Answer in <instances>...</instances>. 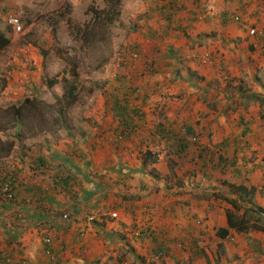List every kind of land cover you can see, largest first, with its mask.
Segmentation results:
<instances>
[{"label":"rangeland","instance_id":"rangeland-1","mask_svg":"<svg viewBox=\"0 0 264 264\" xmlns=\"http://www.w3.org/2000/svg\"><path fill=\"white\" fill-rule=\"evenodd\" d=\"M137 1L140 3L141 0H0V32L5 33L10 38L9 45L0 54V78L4 77L6 80V85L0 91V167L9 165V174H5L10 177H16V184H19L21 179L29 178L30 176L27 173L29 174L32 171L31 167L27 165L28 169L26 171L18 166L21 162L23 163V160L19 161V153L22 151L21 146L26 149L27 154L30 152L36 155L41 150L39 147L47 141L58 144L59 146L57 147H61L60 149H63L65 144L69 148L64 153L71 156L74 154V148L79 145V141L74 145V140L72 139V137L78 139L77 133L73 132L76 116L92 119L96 122V124H93V122L88 125L87 131L91 130L90 136L100 131L98 127L100 116L107 117L111 115L110 112H107L109 109L105 104L107 91L105 82H109L112 79V70L122 56H130V52L133 51L138 55V58L133 63L124 68L125 70L123 71L126 74L135 69L140 73L138 78L141 77L143 79V72L149 71L146 70L149 69L147 66H150L149 59L147 58L150 49L148 44L149 36L147 42L146 39L142 42L131 40L133 33H138L143 38V35L148 33V29H151L148 28V25L141 24L142 22L139 24L134 22L135 18L133 19L132 17L133 10L131 9L132 4H137ZM162 1L164 0H146V2L150 3L151 7L154 4L160 5ZM208 1H211V3ZM260 1L263 2V5L260 6L262 9L258 10L264 12V0ZM185 2H187V8L185 7L184 10L188 14H191L193 9L194 12L197 11L201 15L200 17H202V14L206 12L210 13L211 10L213 11L215 5L218 6L217 3L221 2V0H185ZM234 3L237 5L236 2ZM235 5L228 7L231 15L229 24L233 28H236V25H238L233 17L239 15L233 10L235 9L233 8ZM155 7L157 6L155 5ZM12 14L19 16L24 23V34H15L10 30L6 18ZM181 14H184V12L181 11ZM157 17L156 19V14L153 15V18L150 20L151 24L155 25V23L160 21L159 18L161 17L159 15ZM166 22V20H163L161 23L163 25ZM150 27H153V25ZM25 46L31 47L34 55L39 57L38 59L35 56L33 57L31 51L32 65L34 64L33 71L31 72L27 68H20V65L16 67H19V70L27 71L10 74L9 67L11 63L15 62L14 64L16 65L21 54V49ZM260 49L263 54L264 46L260 47ZM209 53H201L200 59H202V63L210 61ZM154 72L151 70L150 73H147L149 81L153 79L151 77L154 75L152 74ZM187 72L197 78L195 81L200 85L199 90L204 89L197 98V103L201 102L202 105L197 107V118L195 120L197 122L196 133L188 135L186 128L189 124L188 122H181L178 125L172 126L168 124V120H170L168 109L170 106H166L167 101L164 93H160L158 98L152 101L149 110L154 118L152 117L151 120L147 119L146 121V127L149 135H151L149 142L152 145L150 147H154L155 149H152L153 153L155 155L159 154L162 161L166 163L165 169L167 172L161 173L162 176H160V180L156 181L157 184H153L146 191L140 192L131 183L128 186L124 185L125 181L124 183L121 182V190L118 193L116 188L112 189L113 193L106 199L105 207L100 206L99 208V211H101L99 214L103 216L102 219L100 217L97 219V221L99 220L97 222L99 223L98 226H94L91 219H93V216L97 218L99 214L95 212L85 213L82 218L86 217L88 223L86 224V235L81 240L88 244L89 248L72 251V254L74 253L77 257L86 260L85 264H130V262L136 264V260L141 257L142 253L139 254L131 250L132 247L136 248L138 246L137 248H139L141 245L137 241L132 240L128 235L129 233L126 232L129 222H131V217H133L131 210L127 209V213L124 214L122 210L119 211V207H113L116 203H119L120 206L128 207L129 202L133 201L134 212L147 213V210H144L147 207L145 205L146 202L156 205V209L161 210V204L165 203L164 200L170 202L178 201L185 204V211L191 213L189 214V222L195 224L193 232L196 234L194 237H197L199 244L201 243L203 247H206V251L201 253L199 250H196V246L191 248L188 241L181 242L183 243L184 250H181L182 256L180 260L183 263L264 264L263 231L257 230L260 233L248 231L244 235L233 234L228 236L225 242H221L216 231L221 223H225V219L218 218V212L215 213L212 229L206 224L205 216V219L203 217L195 219V217L191 216L194 215L191 212L192 208L196 211L200 210L202 215L204 212L206 213V199H214L207 212L212 210L211 207H220L224 211L226 205L221 204L223 202L221 200L223 199L222 197L228 196V198H232L236 196L235 193L237 192L235 190L234 196H231L227 192L228 185L223 186L222 183L212 188L204 186L205 184L201 182L200 178L202 175L197 170L198 167L193 168L195 164L192 163L189 151L187 149L177 151V148H175L177 147V139L181 138L183 142L187 143L186 145H196L198 151L205 148L213 152L215 158L219 160L220 154L223 153L221 146L223 139L220 138V130L217 132L218 137L216 134L209 136L208 132L210 130L206 129V126L201 125L205 119L209 118L211 120L215 118V121H217L218 116L242 115V113L237 111L235 106L237 103L236 99L239 98L236 95L237 90L239 88L250 90L251 88L248 84H232L237 80H234L235 76L233 77L230 73L217 71L214 72L217 75L216 79L211 78L210 80L203 81L192 70L189 69ZM230 72L233 73L232 71ZM245 75L250 79L247 73ZM169 77L170 86L175 81V77L174 74H170ZM155 82L157 83V87L153 88L154 86H150L145 100L150 98L151 95H153L152 97L156 96V90L154 89L163 88L160 84L163 81L155 80ZM164 82L166 84L167 80ZM208 83L211 85H208ZM208 86L213 87V91L206 92ZM169 97V101L178 102L180 100V97L175 92L169 94ZM17 101L19 102L17 103ZM144 101L137 100V103L135 102L136 108H138L137 112L140 115H144ZM207 103H213L215 106H207ZM8 107H14L17 111L14 113V109L8 110ZM201 107H205L207 112L201 110ZM243 110V114L245 115L252 114L245 109ZM17 123L18 127L15 130ZM209 126L213 127L212 124ZM66 131L69 133L68 135ZM63 132L65 133L64 135H62ZM161 134H165L169 138L167 139L161 136ZM69 135H71V140L69 139ZM154 142H159L160 144ZM58 151L55 153H58ZM102 155L107 159V166H110L111 169H117L118 165L124 164L119 173L111 171L114 176L121 177L124 173L129 175L128 168H133L137 163V158L129 152L116 155L117 158H120V161L112 157L111 152H105ZM102 155H96V168L104 161L102 160ZM57 158L55 157V159ZM156 160H158L157 157ZM24 162L27 161L24 160ZM209 162L212 164V161ZM14 165L21 170L19 175L16 172L17 170L13 168ZM80 165L82 166L81 163ZM229 167H231L230 164ZM227 168L228 165L220 164V166L213 168V170H217V173L207 174V177L209 175L211 178L219 179V182L222 180L230 181L229 178L231 177L233 179L238 178L233 174L230 175L227 172ZM166 178L169 183L164 181ZM45 179L47 178L45 177ZM1 180L2 176L0 175ZM235 181L233 184L237 185L238 180ZM158 183L162 184L159 185ZM226 183L229 184L230 182ZM168 184L176 192H171L170 190H168L169 192L167 190L162 191V189H166ZM120 186H118V189ZM132 189L136 194H131L130 190ZM206 190H211L214 193L211 194L213 196L211 197ZM178 192L182 193L173 194ZM185 194L190 195L188 199H176L174 197ZM3 199L4 197L0 192L1 206L6 203ZM15 199H18V197L16 196ZM191 199L200 200L203 203L191 206ZM93 200L91 199L89 202ZM1 206L0 209L2 208ZM244 207L249 208V221H255L256 218L260 219L256 223L264 229V214L259 213L255 207H251L249 204H241L239 214L243 211ZM231 208L233 207L231 206ZM15 212V209L12 211L10 209V216H12V221L14 222L17 220L13 214ZM114 212L116 216L112 217L111 214ZM184 214L185 217L188 216V213L184 212L181 217L175 215L179 220L169 215L170 217L167 218L168 225H170L169 223H177L182 220ZM78 218L81 219V217ZM121 218L125 219L128 223L124 232L128 236V239L123 240L124 243L109 236L116 226L115 223ZM23 219L25 220V218ZM102 220H105L103 229L100 224ZM21 222L25 223L27 221ZM18 223L16 222V224ZM72 227L70 228L71 231L74 230ZM97 228L102 230H98ZM126 246L129 248L127 249ZM119 248L121 250L116 251ZM68 249H71V245L70 248L65 247L60 252L61 256L65 255ZM118 252L126 257L127 260L120 263L118 261ZM132 253H134L133 256ZM148 257L149 254H146L144 261H147ZM164 257H166L165 254ZM67 259L72 260L71 257ZM79 264L84 263L79 262Z\"/></svg>","mask_w":264,"mask_h":264},{"label":"crops","instance_id":"crops-1","mask_svg":"<svg viewBox=\"0 0 264 264\" xmlns=\"http://www.w3.org/2000/svg\"><path fill=\"white\" fill-rule=\"evenodd\" d=\"M208 2L211 3V1ZM234 2H236L237 5H235ZM217 4L218 6L215 5L213 11L211 10L210 13L206 12L205 14H202V17H200L201 15L198 14L197 11L194 12L193 9L191 14H188L187 11L184 10L185 7L187 8V2H185V0H179V5L182 9L180 10V12H178V17H176V19L170 23V28L167 31H165V24L162 25L161 23L164 18H162L160 15L159 16L161 18H159V20L161 21L163 19L161 22L158 21V23H155V25L151 24L150 22L154 14H156V19L158 18L157 12L152 11V8L155 7V4L153 5V7H151L150 3L146 2V0H141L140 3L139 1H137V4H132L131 10H133L132 17L133 19L135 18L134 22L137 24L142 22L141 24H145V26L148 25V28L151 29H148V33L143 35V38L140 37L138 33H133L131 40L142 42L146 39L147 42L149 36L148 44L150 49L149 56L147 58L149 59V61L153 62L154 67H149V69H146L149 70L145 72L146 74L143 72V79L141 77L138 78V75L140 73H138V71L135 69L129 73V76L131 77L132 81L139 85L142 93L148 92L150 86H154L153 88L157 87V83L155 82V80H159L160 82L163 81L162 83H160L163 88L154 89L156 90V96L152 97L153 95H151L150 98H147V100L144 101V115H141L143 117H141L140 119L139 130L135 135H132L130 139H125L124 141L119 143L120 152L119 154H112V157L117 160L116 155L126 154L129 152L137 158V163L133 168L128 169H131L132 171H143L145 167L142 166L143 164L140 161V157H142L145 152L150 151L153 153L154 151H152V149H155L154 147H150L152 145L149 142L151 135H149L148 129L146 127L147 119L151 120L153 117L149 110V106L152 101L158 98V95L160 93H164L167 101L166 106H170L168 109L170 114V120H168V124L172 126L178 125L181 122H188V130L191 131V134H195L197 130V122L195 121L197 118V107L199 105H202L201 102L197 103V98L199 94L204 91V89L199 90L200 85H198V83H196L195 81L197 80V78L191 76L187 72V70H192V72L203 81L210 80L211 78L216 79L217 75H215L214 72L217 71L221 73H230L233 77L235 76L234 80H237L232 84H248V86L251 88L250 90L241 88L237 90L238 92L236 95L239 98L236 99L237 103L235 106L237 111L239 113H242V115L235 114L218 116L220 118L217 117V121H215V118L212 120L211 118L205 119L201 126H206V129L210 130L208 132L209 136H212L213 134L217 135V132L220 130V138L223 139V142L221 144L223 149L222 154L224 155V157H228V159L234 161L233 166L230 164L231 167H229L228 165L227 172H229L230 175L233 174L237 176L238 178L233 179L231 177L229 178L230 181L222 180L219 182V179L216 180L214 178H211V176L209 175L207 177V174H216L217 170L208 168L204 172L199 166L202 163V161L199 160V157L203 155L199 154L200 150L198 151L196 149V145H188L186 149L187 151H189V156L195 164L193 168L198 167L197 170L202 175L200 178L201 182L205 184L204 186H210L212 188L217 184L226 182H230L229 185H234L233 183L236 182L235 180H238L237 185L242 188L238 199H254L256 204L260 205V207L264 209V52L262 54L260 49V47L264 46V12L258 10L262 9V7L260 6L263 5V2L260 0H221V2H218ZM230 5H235L233 7L235 9L233 10L235 11V13H238L240 15L243 21L242 23L237 22L238 25H236V28H233L229 24L231 15L228 11L230 10L228 7ZM181 11H183L184 14H181ZM152 25L153 27H150ZM252 27H254L256 30V33L254 35L248 33V30ZM162 39H164V41H162ZM31 51L32 56H35V58L38 59L39 57L37 55H34L32 49L30 50V54ZM205 52H210V61L208 63H202V59H200L201 53ZM33 69L31 70V72L33 71ZM151 70L155 72L152 73L154 75L151 77L153 79L150 80V82L148 80L149 76H147V73H150ZM229 70L233 73H231ZM9 71L10 74H13L21 73L20 71L27 70H19L17 67H13L11 65ZM245 73L250 76V79L246 77ZM170 74H174L175 81H173V83L169 86L168 79L170 78ZM166 80L167 82L165 84L164 81ZM208 85L211 84L208 83ZM212 88L213 87L208 86L206 88V92L213 91ZM173 92H175L176 95L180 97V100L178 102L169 101V94ZM252 95H256V97H253ZM18 102L19 101H17V103ZM206 105L215 106L213 103H207ZM243 109L249 111L252 114H243ZM201 110L207 112V109H205V107H201ZM75 119L76 122L75 129L73 131L74 133H77L80 129L85 127V124L89 125L90 123H93L92 119H84L77 116ZM113 120L114 118H112L111 116H100L99 123L100 125H103L104 123L110 126L112 130L116 131L117 124H115ZM210 124L213 125L212 128L209 126ZM17 127L18 123L15 130L17 129ZM102 127L100 128L99 132L93 134L95 138L94 140L96 141V143L93 144L94 150L96 149L95 152L100 149L98 141L99 133L102 131ZM64 134L65 133L63 132L62 135ZM68 134L69 133L67 132V135ZM161 136L167 139L169 138L165 134H161ZM84 145L87 150L89 149V151H91V149L86 144ZM57 146L59 145L47 141L39 147V149L41 148V150H39L36 155H34V153L28 152L25 158H23L24 155H22L21 151L19 153V161L21 162L23 160L24 164L21 162V164L18 166L25 169L26 171L28 169L26 165L31 167L30 162L33 161L34 157H42L43 159L52 160L55 158V155L57 154L55 152L57 150H59L58 153L60 155H63L65 154L64 152H66L69 148L65 144L63 149H60L61 147ZM21 149L23 150L22 147ZM24 160H26L27 162H24ZM165 165L166 163L161 159L157 161V163L153 166V171L156 172L157 176H162L161 173L163 174L167 172V170L165 169ZM119 167L120 165H118V168ZM13 168L17 170L15 171L18 173V175L21 173V170L16 165H14ZM9 171V165L0 167V175L2 176V178L6 176L5 173L9 174ZM27 175H29L30 177L27 179L24 178L23 180L21 179L19 181V184H22V189H30V184H34V182L36 186H39L37 187V189H34L35 207L33 208L31 206V208L34 210L30 209L27 206V204H29L28 202L30 200H33L32 196L24 191L21 193H16L18 197L16 202H6L2 206L0 203V206L2 207L0 209V252L7 250L9 252L12 251L13 256L14 254L16 256L17 264H41L42 262H46L47 259V257L42 254V238L45 235H50L51 237L54 236L53 239L57 244V247L58 241L60 240H64V242L66 243V247L70 248V245L72 247L71 249L67 250L65 255L61 256V253L58 254L59 260H56L58 261L57 263L56 261H51L53 263L49 264H61L62 260L69 257L72 258L71 263L69 264H79V262H83L85 264L86 260L77 257L74 253L72 254V251H77L78 248H76L74 244L70 242L73 236L70 231L66 234L65 232H62L63 236L56 238V235L58 234V231L56 230L57 228L50 229L46 227L49 226V223L46 221V219H50V214L46 217L43 215L42 211L36 209L37 205H39L40 207H42V205H44L45 207H50L51 201H62V199H64L63 193L55 192L56 194L54 195L52 193H49L45 185H40L41 183H39V180L41 177H36L33 170L31 171V173H27ZM147 177V180H149L151 183L150 187H152L153 184H157L156 181L152 182L150 176ZM167 178L164 179L166 183L169 182ZM161 184L162 183H160L159 185ZM164 190L168 191L167 186L166 189H162V191ZM31 191L33 192L32 188ZM130 191L131 194L135 193L133 189ZM170 191L172 192L175 190L172 189ZM37 193L39 195H42L41 197H39V199H35ZM181 193L182 192H180L179 194ZM189 196V194H185L174 197H176V199H188ZM45 197L52 199H45ZM213 200L214 199H206V213L204 212L203 215L200 210L196 211L194 208L191 209V212L194 213V215L191 216L195 217V219L202 217L205 219L206 217L205 221H207L206 224L210 229H212V226L214 225V216L216 215V212H218L219 214L218 218H222L223 220L225 219V223H221L220 227L226 224L225 210L223 211L220 207H211L212 210L207 212V209H209ZM221 200L223 201L221 202V204H223L224 206L226 205L225 208L228 207V203L223 199ZM164 202L165 203L161 204V211H157L158 214L156 213L150 221L152 229L154 230V234L152 235L153 240L145 243H140L137 241V243L140 244L141 247L137 248L138 246H136V249L133 248L131 244V251H135L139 254L142 253L141 256H145L148 252L149 247H153L154 242L160 240V242H163V244L168 248L166 257H164L160 262L157 263L150 262L149 259L147 261H144V259L141 260L140 257L136 260V264H190L189 262L183 263L180 260V257L182 256L181 250L176 246V242L179 241L178 239L180 237L190 238L192 241H194V243L188 241L190 245H197L199 248L202 247L206 251V247H203L201 243L199 244L197 237H194V235L196 234L195 232L189 233L190 235L187 236V231H193L195 229H193V226H195V224L192 226V229L189 228L188 225L192 222H189L190 220L186 217H190L189 214L191 213L189 211H185V204L178 201L170 202L164 200ZM202 203L203 201L200 200L191 199L190 201L191 206ZM168 206L171 208V211L168 210ZM118 207L119 211L122 210L124 214H126L127 208H134L133 201L129 202L128 207H123L120 206L119 203H116L113 208ZM10 209L11 211L14 209L16 210V212L13 214L17 219L16 222H19L18 224L12 221V216H10ZM166 209L168 210V212H165ZM162 210H164V212H162ZM183 212L188 213V216L185 217L184 214L182 220L178 221L177 223H169L170 225H168L167 218L170 217L169 215H171L172 218L177 219L175 215H179L181 217ZM19 215H21V218L19 217ZM22 218H25V220H22ZM5 219L6 221H4ZM21 221L27 222L22 223ZM44 221H46V223ZM115 225L116 226H113V231H111L110 234L113 236V239L119 240V236L117 237V234L122 235L121 233H124V231L120 233L117 232L118 230L121 231L122 229L118 226L117 222L115 223ZM250 231L253 233H260L257 230ZM120 241L124 243L123 240ZM88 248L89 245L84 244V249ZM126 248L128 249L129 247L126 246ZM118 250H121V248L117 249L116 251ZM133 255L134 253H132V256ZM203 263L207 264V262ZM0 264H5L3 263L1 258ZM130 264H132V262H130Z\"/></svg>","mask_w":264,"mask_h":264},{"label":"trees","instance_id":"trees-1","mask_svg":"<svg viewBox=\"0 0 264 264\" xmlns=\"http://www.w3.org/2000/svg\"><path fill=\"white\" fill-rule=\"evenodd\" d=\"M157 7L152 8V11L156 10L157 15H160L164 20H166V24L164 25L165 31H167L170 28V23L173 22V20L178 17V12L182 9L179 5V0H164L160 5L155 4ZM159 16V17H160ZM239 17V15H238ZM241 18V17H239ZM179 19V18H178ZM234 19V18H233ZM235 20V19H234ZM236 21V20H235ZM238 23L243 22L242 18L237 21ZM167 28V29H166ZM10 38L5 35V33L0 32V54L1 52L9 45ZM131 53V52H130ZM138 58V57H137ZM136 58V59H137ZM135 59H132L130 56H122L121 63H123L122 70L117 73L116 75H112V79L109 82H105V85H107V91H106V97H105V104L108 107L109 110L107 112H110V116L114 118V123L117 124V130H112L110 126L103 123V125L99 124V128L102 126V131L99 133V141L98 145L100 149L96 151L94 150L93 144L96 143L94 140V135L90 136V131L87 129L88 124H85V127L80 129L77 132L78 139L74 140V145L77 144V141H79L78 148H74V154L71 156H68L66 153L63 155H60L57 153L55 157H58L57 159H43L42 157H34L33 161L31 163V169L35 173L36 177L40 178L42 176V179L40 178L39 183L40 185H45L47 187V191L49 193H52L53 195L57 193H63L64 199L62 201H54L50 203V207H45L42 205L40 207L37 205L36 209H39L43 212V215L47 217L50 214V219H46V221L49 223V226H46L48 228H57L58 234L56 235V238L63 236L62 232L70 231V233L73 235L71 238V243L74 244V246L78 249H84V244L81 239L86 235V224L88 223L87 218H82L85 213H97L99 214L101 211H99L100 206L105 207L106 199L113 193L112 189H117V193L121 190V182L127 185L131 183L132 185L136 186L140 192L146 191L148 188H150V181L147 180V176L151 177L152 182L157 181L160 179V176H157L156 173L153 171V166L157 163L155 158V154L152 152H145L142 157H140V161L143 164L145 168L143 171L137 170L132 171L131 169H128L129 175H126L124 173L123 176H114V174L111 171H117L119 173L121 171L122 163L119 168L117 169H111L108 165L107 159L102 155L103 153H112V154H119L120 152V145L119 141H124L125 139H130L132 135H135L137 131L140 128V119L141 116L137 111L138 108H136L137 100L144 101L146 99L147 92H143L140 90L139 85L136 84L134 81L131 80V77L129 74H126L123 70L124 68L128 67L131 63H133ZM12 66H14V63H11ZM150 66H147V68H153V62L149 61ZM34 68V64L32 65V69ZM128 69V68H127ZM131 72V71H130ZM129 72V73H130ZM56 81V80H55ZM104 83V82H103ZM6 85V80L4 77L0 78V91L4 88ZM253 97H256V95H252ZM247 98V97H246ZM14 109L17 111L14 107H8V110ZM94 122V121H92ZM94 124H96L94 122ZM187 128V127H186ZM188 135L191 134V131L187 128ZM165 132V131H164ZM90 136V137H88ZM69 139L71 140V135H69ZM183 139L179 138L177 139V151L186 150L188 145L187 143L182 141ZM69 143V141H68ZM89 143V144H88ZM189 143V142H188ZM86 144L89 149L85 148ZM22 147V146H21ZM23 148V147H22ZM189 150V149H188ZM22 154L24 156H27V152L25 151V148L22 150ZM101 154L102 160H104L102 163H100L98 168H96L95 160L96 155ZM199 154H203L199 157V160L202 161L200 168L205 172L208 168L213 169L220 164H231L233 166L234 161L228 159V157H224L223 154H220L219 160L215 158V154L205 148H202L200 150ZM118 161H120V158H117ZM209 161H212V164H210ZM82 164V166L80 165ZM193 163V161H192ZM149 164V165H148ZM197 164V163H196ZM150 166V167H149ZM13 171V170H12ZM14 173V172H13ZM6 176L2 178L0 183L4 181H9L11 178L9 175L5 174ZM133 175V176H132ZM45 177L47 179H45ZM16 178V177H14ZM127 183V184H126ZM169 183V182H167ZM223 186L228 185L227 192L230 193L231 196H234L235 190L237 193L236 196L232 198L222 197L225 202L228 203V207L225 208V215H226V224L224 226H221L217 229L216 234L221 239V241L225 242L226 238L228 236H231L233 234H240L243 235L247 233L250 230H261L264 232V229L259 226L256 221H259L260 219L256 218L255 221H249V208L244 207L243 211L239 214V208L240 205H247L251 207H255L259 213L264 214V209L261 208L259 205H257L254 201V199H238V196L240 195V192L242 191V188H240L238 185H229L228 183H222ZM123 185V184H122ZM118 186L119 189H118ZM24 187V186H23ZM30 187L33 189V192L30 189H22V184H16V179L13 183V190L15 195H17V192H27L30 196H32L33 200H30L27 204V206L31 208V206L34 208L35 202H34V189H37L35 182L34 184L31 183ZM168 190H172L173 187H171L170 184L167 185ZM179 190V189H178ZM252 191V190H251ZM172 192H176L172 191ZM209 195L211 196L212 191H208ZM173 193L174 195L179 194ZM136 194V192L134 193ZM216 195V194H215ZM214 195V196H215ZM37 196V197H36ZM35 199H39L42 195L36 194ZM213 196V195H212ZM211 196V197H212ZM221 196V195H220ZM51 197V196H50ZM45 199H52L45 197ZM81 199V200H80ZM94 199L93 201L89 202V200ZM147 207H145L144 210H147V213H137L134 212L135 210L131 207L127 208L131 210V214L133 217H131V222H129V227L126 232H128L129 237L134 240L138 241L140 243L149 242L150 240H153L152 235L154 234V230L152 229V225L150 223L151 218L155 216L156 210L160 212V209H156V205H153L151 203H145ZM231 206L233 208H231ZM169 207V206H168ZM171 208L169 207L168 210ZM34 210V209H32ZM134 210V211H133ZM166 209L165 212H168ZM171 211V210H170ZM257 211V212H258ZM164 212V210H162ZM146 214V215H145ZM148 214V215H147ZM158 214V213H157ZM64 215L66 217L64 218ZM87 216V215H86ZM101 214L98 215V217H94L91 219L92 223H94V226H98L99 220L97 219L100 217L102 219ZM64 219H63V218ZM78 217H81L79 219ZM189 219V217H186ZM111 219V218H110ZM46 221H44L46 223ZM101 228L105 224V220L100 221ZM43 224V223H42ZM118 226L122 229L121 231L117 232H125L127 221L125 219H121L117 221ZM258 224V225H257ZM74 225V227L72 226ZM194 223H189V228L192 229V226ZM74 228L73 231L70 230L71 227ZM195 227L193 226V229ZM66 231H63V230ZM88 229V228H87ZM98 229V228H97ZM184 232V231H182ZM193 231L190 230L187 231V236H189V233H192ZM122 235H118L117 237L119 240H126L128 239V236L124 233H121ZM109 236L113 239V236L109 234ZM49 237V242H45L44 238ZM54 236L45 235L42 238V254L47 257L46 262H42L41 264H49L53 263L51 261H56L58 259V254L60 251H62L66 247V243L64 240L58 241V247L57 244L54 242L53 239ZM163 237V236H161ZM179 241L176 242V246L180 250L183 249V243L185 240L194 243L190 238L188 237H180L178 239ZM197 247L196 250H199L201 253H204L205 250L202 247H198L197 245L191 244V248ZM72 247V246H71ZM168 251V248L161 243L160 240H157L154 242L153 247H149L147 254H149V261L153 263L160 262L164 258V254L166 255ZM17 253V252H16ZM118 261L121 263L126 260V257H124L121 253L118 252ZM160 254V255H158ZM0 258L3 261V263L8 264L10 261L16 262V256L12 251H2L0 252ZM136 258H138L136 256ZM145 259V256H141V260ZM58 261H56L57 263ZM71 263L70 259H64L62 260L61 264H69Z\"/></svg>","mask_w":264,"mask_h":264},{"label":"built area","instance_id":"built-area-1","mask_svg":"<svg viewBox=\"0 0 264 264\" xmlns=\"http://www.w3.org/2000/svg\"><path fill=\"white\" fill-rule=\"evenodd\" d=\"M233 18L236 21L240 20V18L238 16H234ZM6 21H7V24L11 27V31L13 33H15V34H24L25 33L24 32L25 31L24 23L21 21L19 16L15 15V14L9 15L6 18ZM249 33L251 35H254L256 33V30L254 28H252L249 30ZM30 50H31V47H28V46H25V47H23V49H21V54H20L19 60L16 63V65L14 64V67L21 65L20 68H25V69L27 68L28 70H32V57L30 54ZM130 55H131L132 59H136L138 57L137 53L134 51L131 52ZM120 60H121V58L116 63L115 68H114L116 70L113 69L112 75H116L117 73H119L122 70L123 63H121ZM17 68H19V67H17ZM15 179L16 178L13 177L9 181L7 180V181L0 183V192H1L2 196L4 197L5 201L15 200V193H14V190L12 188ZM111 215H112V217H115L116 213L114 212ZM19 217L21 218V215H19ZM65 217H66V215H64V218ZM44 241L49 242V237L44 238ZM158 255H160V254H158Z\"/></svg>","mask_w":264,"mask_h":264},{"label":"clouds","instance_id":"clouds-1","mask_svg":"<svg viewBox=\"0 0 264 264\" xmlns=\"http://www.w3.org/2000/svg\"><path fill=\"white\" fill-rule=\"evenodd\" d=\"M7 25H8V24H7ZM8 26H9V25H8ZM9 28H10V30H11V27H10V26H9ZM11 65H12V64H11ZM11 65H10V67H11ZM10 67H9V68H10ZM13 67H14V66H13ZM112 71H113V70H112ZM156 157L158 158V160H161V158L159 157V154H156V155H155V158H156ZM16 196H17V195H15V197H16ZM3 200H4V199H3ZM16 200H17V199H15V200H13V201H5V200H4V201H5V202H8V203H11V202L14 203V202H16ZM235 234H236V233H235ZM236 235H237V234H236ZM8 264H17V262H15V261H9Z\"/></svg>","mask_w":264,"mask_h":264}]
</instances>
